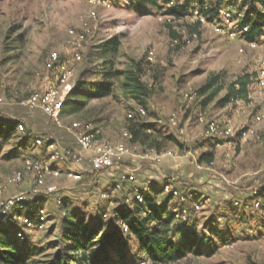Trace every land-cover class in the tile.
I'll return each mask as SVG.
<instances>
[{
  "label": "rangeland",
  "instance_id": "rangeland-1",
  "mask_svg": "<svg viewBox=\"0 0 264 264\" xmlns=\"http://www.w3.org/2000/svg\"><path fill=\"white\" fill-rule=\"evenodd\" d=\"M91 1L0 0V97L4 99L0 117L22 121L25 131L35 135V126L41 124H30L32 113L22 108L18 101L46 84L47 61L51 53H59L62 61L68 62L73 70L74 94L64 106L67 113L61 115L58 122L47 120L39 112L33 115L47 122V126L64 129L67 134L74 122L91 123L102 130L101 139L112 143L122 140L130 123V113L137 120L154 124L162 135L174 137L184 149L175 142L166 144L165 152L172 154L169 158L175 159L177 167L163 178L157 172L160 165L152 160V154L127 142L125 160L137 169V178L141 181L147 171L153 178L144 179L147 187H137L144 195L156 187L162 191L164 180L169 178L184 196L198 199L202 208L194 217L200 237L208 235L204 223L213 215L220 221L218 229L234 235L230 245L221 247L215 237L214 252L208 255L192 253L177 264H264V213L252 208L249 198L254 190L264 185V121L258 125H253L252 121L264 107V90L256 84L257 70L264 66V39L250 48L239 28L234 29L236 36L230 37L227 32L214 33L212 21L194 29L195 15L175 19L166 14L172 1L183 3L186 0H157L163 7L161 10L145 6L139 0ZM223 6L234 14H244L247 9L243 8L242 1L236 0H225ZM92 12L96 13L95 17L91 16ZM71 30L83 33L85 42L73 39L69 34ZM173 33L178 38H174ZM193 34L197 39L191 40ZM150 52L154 53L152 65L147 64ZM77 54L82 56L81 61H74ZM137 66L144 69L142 81L152 89L148 104L143 107L147 112L143 118L135 113L140 105L125 88L126 73L135 71ZM243 76L252 80L246 95L223 104L231 86ZM212 78L222 90L210 98L212 90L203 93L202 88ZM104 81L111 84L109 96L99 99L88 96L93 93V83ZM199 116L217 121L221 128L231 126L237 134L232 138L207 139L204 126L198 122ZM172 117L177 120L176 126L170 124ZM251 126L254 134L242 140L241 131ZM199 127L202 133L196 136L195 130ZM25 135L17 133L2 145L0 201L20 193L32 198L30 192L35 177L25 172L23 166L28 154L33 156L36 152L31 149L34 140L28 149L23 151L20 147ZM69 135L73 138L71 133ZM39 136H52L59 141L61 137L52 133ZM216 143L221 146L215 147ZM204 153L213 155L211 164L201 162ZM21 171H24L23 182L12 183L14 175ZM59 171V177H47L40 195L63 198V210L54 207L51 199L52 206L46 207L45 229L22 232L31 235L32 246L43 251L34 258L35 262L48 259L63 246L60 233L64 213L76 209L88 219L97 218L100 214L93 207L101 202L108 208L106 220L111 222L110 213L116 206V199H123L114 191L116 176L99 184L95 179L97 184H93L90 191L93 194L87 196L89 191L78 190L87 183L86 177L73 185L74 180L66 172ZM70 180L72 182L67 184ZM49 188L55 191L46 193ZM72 196L82 200L70 202ZM163 197L161 194L158 199ZM181 207L175 200L169 212L177 213L176 222L186 227V220L179 215ZM20 243L25 246L26 242ZM130 255L131 264H144L134 242Z\"/></svg>",
  "mask_w": 264,
  "mask_h": 264
},
{
  "label": "trees",
  "instance_id": "trees-1",
  "mask_svg": "<svg viewBox=\"0 0 264 264\" xmlns=\"http://www.w3.org/2000/svg\"><path fill=\"white\" fill-rule=\"evenodd\" d=\"M236 1H242L243 8L247 7L240 24L241 27L249 28V32L245 34V41L248 43L258 42L264 35V1ZM139 2L158 10L163 8L160 7L157 0H139ZM172 2L173 5L166 11L167 15L175 19H184L194 16L197 12L208 23H211V21L214 22V19L218 18L219 11L224 8L223 3L225 0H186L183 3ZM259 4H261V8ZM194 25V29H197L201 26V22L195 20ZM173 37L178 38L176 33H173ZM105 52H107V49H105ZM60 61H62V58ZM147 64L152 65L148 61ZM143 74L144 69L141 66H137L135 71L126 73L125 82V88L141 107H145L148 104L152 92L151 87L142 81ZM251 83L252 80L249 76L240 77L231 86L228 96L222 103H229L235 97L245 96ZM91 90H93V93L88 95L91 98H104L110 95L111 84L107 81L101 83L96 82L93 83ZM208 90H212L210 95V98H212L218 95L222 88L216 83V79L212 78L202 88L203 93H206ZM72 94H74V89L68 95L65 104ZM136 110L137 108L134 110L135 113L140 118H143ZM66 113L67 111L63 108L61 115ZM20 123L22 121L12 120L8 117H0V155L2 145L7 144L15 134L19 133L18 126ZM125 132L131 134V144L139 145L146 149L148 153L155 156L167 153L165 152V146L168 142H175L180 145L174 137L162 135L163 132L156 129L154 124L137 120L134 115L130 119V123ZM24 133L26 135L20 144L23 151L29 148V144L33 140L35 141L39 137H46H37L29 131H24ZM24 133L19 134L23 135ZM33 148L35 147H31L36 152V149ZM40 148H42L41 155L44 156V150H47V147L43 146ZM181 149H184V147L182 146ZM27 157L43 161L37 154L33 156L28 154ZM65 160L68 161V159ZM202 161L211 164L213 155L211 153H204L201 156ZM93 176L96 177V174L93 173ZM92 178V176H88L86 181ZM116 183L117 181L115 182V186ZM167 185L178 189L169 178L164 180L162 191L156 187L151 192L145 193V195L138 187H129L128 184L123 185L119 191L114 186V191L119 192V195L123 196V199H116V206L110 213L111 222L106 220L108 218V208L103 206L101 202L96 203L93 207L100 214L97 218L93 216L91 219H88L87 215L76 209H72L69 213H64L65 217L60 233V240L62 242L60 244H63V246L44 261L35 262L34 258L43 254V251L32 246L29 240L31 235L22 233L25 231L22 223L13 218H9L7 225L0 224V264H131L133 258L130 255V246L133 242L137 247L138 253L142 254L141 261L143 263L177 264L185 260L192 253L195 255H208L214 252L215 248L213 247V243L215 237L219 240L221 247L230 245L229 242L234 235L229 233L228 230L218 229L217 224L220 221L214 215L209 221L204 223L205 228L209 232L207 236L203 234L200 237L196 227L197 219L194 217L195 214H192L185 221L186 227L177 223V213L169 212L170 204L176 199L172 193L164 194V187ZM136 189L143 195V203L134 200ZM161 194L164 197L159 200L158 198ZM72 198L70 202L71 200L72 202L82 200L78 196H73ZM249 198L252 203V208H256L257 211L259 210L264 213V205L261 204L257 207L260 200H264V185L254 190ZM51 199L54 202V207L63 210V206H65L63 198H60L62 204L58 205V199L35 196L26 203V210L21 215L29 222L36 224L38 222L39 211L47 203H50ZM195 201H198V199L194 197L189 202V206L190 203ZM121 222L128 226L127 232L122 228ZM20 242H26L25 246L21 245Z\"/></svg>",
  "mask_w": 264,
  "mask_h": 264
},
{
  "label": "built area",
  "instance_id": "built-area-1",
  "mask_svg": "<svg viewBox=\"0 0 264 264\" xmlns=\"http://www.w3.org/2000/svg\"><path fill=\"white\" fill-rule=\"evenodd\" d=\"M92 3L98 2L97 0H92ZM173 2H171L168 7H171ZM96 13L92 12L91 16L95 17ZM195 19L201 22V25H208L207 20L200 16L197 12L195 13ZM168 17V16H167ZM244 15L241 12L233 13L226 9H221L219 11V16L214 21L211 26L213 32L216 34H222L227 32L230 37H235V28L240 29V33L245 40V34L249 32L248 27H241V22ZM70 36L75 39L78 43L85 42V35L83 33L71 30L69 32ZM185 34V33H184ZM191 40L197 39V35L193 34L190 36ZM261 39H264V35ZM246 42V41H245ZM177 44L178 41H175ZM190 44V40L187 41ZM246 45L250 48H255L257 42L248 43ZM243 52V50H241ZM61 56L57 52L50 54V57L46 64V69L48 71V76L44 78L46 84L40 88L39 91H34L31 95L25 99L19 100L18 104L30 111L40 110L49 119L58 122L61 118V113L64 108L65 101L71 91L74 89L72 84L73 70L66 61H60ZM82 56L80 54L75 55L74 61H81ZM149 63L153 64L154 53L150 52L147 56ZM256 84L261 89L264 90V66H260L257 70ZM238 87V86H236ZM4 105V99L0 97V106ZM136 112L144 117L146 116V110L138 106ZM129 118H133V114H129ZM253 125H258L264 121V107L253 116ZM198 122L200 125L204 126V133L207 139H218V138H232L237 133L231 126L222 127L215 120H207L203 116L198 117ZM170 124L172 126L177 125V120L175 117L170 119ZM24 125L22 123L18 126V132L20 134L24 133ZM69 132L73 136L76 146L73 148H64L61 142L52 136L39 137L34 141V147L40 148L43 146L47 147L49 154V161L57 162L60 160L68 159L72 162H80L86 158V153H91L90 164L93 172L95 174H100L111 169H115L120 166L121 160L128 154L127 142H130L132 136L128 132L123 133L122 140L117 143H112L105 141L100 138V129L96 128L91 123H80L74 122L69 128ZM253 126L248 127L241 131V139L244 140L249 136L253 135ZM161 156H157L156 160L159 161ZM201 168V167H199ZM23 169L25 172L33 175L35 177V184L32 188L30 194L33 197L41 196L40 194L44 192V187L46 179L49 176L59 177L60 171L55 170L51 167L50 163L35 160L29 157L24 159ZM24 171L18 172L14 175L12 183L20 184L24 179ZM67 176L76 182H81L83 176L79 173L72 171L67 172ZM137 182L136 171L123 170L120 172L115 189L121 190L125 184H135ZM55 188H49L46 193H53ZM174 196L176 200L181 204V209L179 215L183 220H188L192 214H197L201 210V205L198 201L190 203L192 199L188 196H184L178 189H174L172 186L167 185L164 187V194H170ZM105 197V195L103 196ZM27 195L20 193L11 198H4L0 201V224L7 225L9 218H13L16 221L22 223L25 227V231H43L47 223V210L46 205L42 207L39 211L38 222L33 224L29 222L23 215L26 210V203L29 201ZM134 200L139 203L144 202L143 195L136 190L134 193ZM57 204L61 205L62 200L58 199ZM264 205V200H260L259 205ZM125 232L128 231V226L125 223H120ZM145 264V263H144Z\"/></svg>",
  "mask_w": 264,
  "mask_h": 264
},
{
  "label": "crops",
  "instance_id": "crops-1",
  "mask_svg": "<svg viewBox=\"0 0 264 264\" xmlns=\"http://www.w3.org/2000/svg\"><path fill=\"white\" fill-rule=\"evenodd\" d=\"M28 111V110H27ZM30 112V111H29ZM41 113V115L43 117H46V119L48 120L49 118L47 116H45L40 110H37V111H33V112H30L32 113L31 116H30V119L28 120V122H30V124H35V123H38V124H41L40 127L39 125L35 126L36 127V131H34V134L39 137L40 134H55V135H59L61 137L60 138V142H61V145L68 149V148H73L76 146V143H75V140L74 138H72L69 134H67V132L64 130V129H59V128H53V126H47L45 121L41 122L35 115V113ZM201 126V125H200ZM101 129H100V133H101ZM108 133V131L106 132ZM195 135L197 136V134H201L202 133V129L199 127L198 129L195 130ZM120 142V141H119ZM117 143V142H116ZM221 144L220 143H216V146L215 147H220ZM44 150V149H43ZM42 148L40 149H37L36 150V154L43 159L44 162H49L51 167L55 170H61V172H68V171H72V172H75V173H79L84 177H88V176H92L93 178L90 180V181H87L86 184H83L82 186L78 187V190H86V191H91L92 189V186L93 184H98L102 182H106L108 180V178H112L113 176H116V180L115 182L118 180V174L120 172H122L123 170H132V171H137V169H135L134 167H131L128 163V161L125 160V157L121 160V163H120V166L115 168V169H111L109 171H106V172H103V173H100V174H97L96 177L93 176V170L91 168V164H90V157L92 156L91 153H86V158L80 162H72L70 160H60V161H57V162H52V161H49V154L47 152V150H44V156H42ZM42 156V157H41ZM161 158L159 161L156 160L157 156L155 155H152V160L155 161V163L159 164L160 165V168H158L157 172L160 174L161 177L164 178L165 175H168L169 172H175L174 171V168H176L177 166V162L174 161L175 159L174 158H169V157H172V154L170 153H165V154H162L160 155ZM135 164V162H133ZM127 165V166H126ZM130 166V167H129ZM149 170V168H148ZM150 172V171H149ZM148 171L144 174L143 176V179H140L137 178V182L135 184H128L129 187H137L138 185L141 186V187H147V183L146 181L144 180L145 178L147 179H153L151 176H148ZM97 179V182H95V179ZM72 180L70 181H67L66 183H71ZM79 184L81 182H72L71 184ZM65 184V183H64ZM73 184V185H74ZM66 185V184H65ZM175 186H177L176 183H174ZM83 188V189H81ZM140 190L141 188L138 187ZM137 190V189H136ZM84 191V193L86 192ZM93 192H90V193H87L86 195L89 196V195H92ZM120 193L117 192V195L119 196V198L121 197V195H119ZM85 195V194H84ZM70 196V195H68ZM73 197V196H72ZM74 202V201H73ZM173 203V202H172ZM177 203V202H176ZM51 205V203H47L46 204V207ZM170 209V207H169Z\"/></svg>",
  "mask_w": 264,
  "mask_h": 264
}]
</instances>
